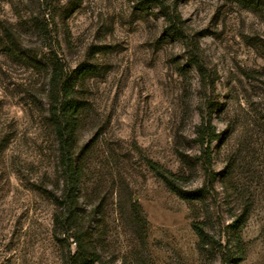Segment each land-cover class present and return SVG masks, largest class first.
I'll use <instances>...</instances> for the list:
<instances>
[{
  "label": "rangeland",
  "instance_id": "rangeland-1",
  "mask_svg": "<svg viewBox=\"0 0 264 264\" xmlns=\"http://www.w3.org/2000/svg\"><path fill=\"white\" fill-rule=\"evenodd\" d=\"M55 65L83 104L74 159L96 264H234L244 212L238 264H264V0H0V264L76 250L55 221Z\"/></svg>",
  "mask_w": 264,
  "mask_h": 264
},
{
  "label": "trees",
  "instance_id": "trees-1",
  "mask_svg": "<svg viewBox=\"0 0 264 264\" xmlns=\"http://www.w3.org/2000/svg\"><path fill=\"white\" fill-rule=\"evenodd\" d=\"M171 23L176 24L171 16L168 17ZM171 18V19H170ZM33 29L43 32L46 31V26L38 24V21L33 23ZM8 33V31H7ZM54 87L59 88L58 98L55 102L52 116L55 119V124L59 134L60 154L65 178V186L58 205L60 207V215L55 219L56 226L62 233L72 240L76 245V250L70 256L66 264H96L99 259L97 247L92 242V234L87 230V221L93 217V214L87 212L85 208L80 206V182L81 172L75 164V151L77 147L76 132L80 125V119L83 112V104L74 98L75 80L62 75V70L55 65V75L53 77ZM209 130L204 127L201 129L200 138L204 140L209 137ZM215 140V139H214ZM203 145V142L201 143ZM149 169L166 185V187L177 197L184 201L198 199V193L183 190L178 184L176 177L169 172H166L158 164L153 161H148ZM197 197V198H195ZM249 212H244V215L235 222L233 229L235 230L236 254L229 257L227 260L230 263L238 264L243 262L247 256L246 244L242 240L241 227L249 220ZM134 222L141 227H145L146 220L139 214H135ZM244 221V222H243ZM193 231L198 237L201 245L208 243L209 235L203 232L202 225L194 223ZM141 238L146 237V232L140 233Z\"/></svg>",
  "mask_w": 264,
  "mask_h": 264
}]
</instances>
